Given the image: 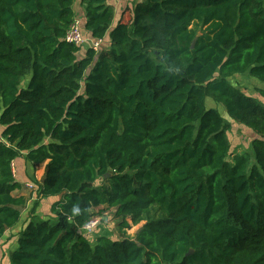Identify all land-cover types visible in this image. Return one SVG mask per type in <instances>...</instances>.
I'll list each match as a JSON object with an SVG mask.
<instances>
[{
  "label": "trees",
  "instance_id": "16d2710c",
  "mask_svg": "<svg viewBox=\"0 0 264 264\" xmlns=\"http://www.w3.org/2000/svg\"><path fill=\"white\" fill-rule=\"evenodd\" d=\"M113 1L80 0L108 45L79 54L74 0H0V247L34 200L2 264H264V103L230 80L264 84V0H135L114 24ZM208 98L251 153L227 160ZM21 158L43 165L27 196ZM105 209L123 237L91 242Z\"/></svg>",
  "mask_w": 264,
  "mask_h": 264
},
{
  "label": "rangeland",
  "instance_id": "374dc122",
  "mask_svg": "<svg viewBox=\"0 0 264 264\" xmlns=\"http://www.w3.org/2000/svg\"><path fill=\"white\" fill-rule=\"evenodd\" d=\"M111 5L114 12V23L119 19V17H121V11L124 12L126 7H132V3L130 1L126 2L125 8L121 1H113L111 2ZM73 8H76V10H81V8H83V5L80 3V0H74ZM78 19H81L80 22L83 42L80 44L81 48L79 54H82L87 47L92 46L94 44V40L84 29L82 16H79ZM107 45L108 39L105 38L104 41H102V43L100 44V46H97V48H104ZM28 78L29 76H26L23 79L21 85H24L28 81ZM230 80L232 84L237 85L240 90L252 96L257 101L264 103V98L260 95L259 92V90L264 89L263 83L258 82L256 79L250 77L247 73L235 76ZM207 105L216 108L220 112L221 116L224 118L225 122L228 124L226 134L228 140L230 141V155L227 157V160L231 162V158L234 154L251 153V141L256 136L255 133L243 126L242 124L232 120L224 111L222 106L216 104L212 99H207ZM42 167V165H39L37 166V168H34L30 163L24 161L22 158L16 160L13 163L15 177L19 182H21V184H23V188L20 189L18 192H21L27 196L30 191L35 190L36 183L33 181L34 179H36L35 172H37V174L41 176L40 174ZM49 200L50 199H43L42 201H39V205L36 210V212L38 213V218L42 219L51 216L50 205L52 201ZM33 202L34 200L31 199L28 202L27 207L24 209L21 219L22 222L19 230L22 229V227L27 223L29 219L28 212L30 211ZM103 214L104 215H102V217H100L99 215L95 216L94 218L96 219V223L94 225H90L89 228L84 229V232H86L85 234L91 239V242H95L96 238L100 235H105L110 238L123 237L118 227V220L113 218L112 209H105ZM142 223L143 222H140L136 225H131L129 228L124 229L126 236L134 237L135 233L138 231ZM5 243L6 241H3L2 245H4ZM12 246L13 244L11 243L5 246H1L0 250L2 254L0 255V264L4 263L7 260L6 255L10 253V249L12 248Z\"/></svg>",
  "mask_w": 264,
  "mask_h": 264
},
{
  "label": "crops",
  "instance_id": "0c3cea01",
  "mask_svg": "<svg viewBox=\"0 0 264 264\" xmlns=\"http://www.w3.org/2000/svg\"><path fill=\"white\" fill-rule=\"evenodd\" d=\"M118 1H121L122 3H123V6H124V8L126 7V2H128V1H130L131 3H132V5L134 4V2H135V0H116L115 2H118ZM129 5H131V4H129ZM74 9V12H75V18H77L78 19V17L79 16H82V21H84L85 20V18H84V8H81V10H76V8H73ZM80 21H81V19H80ZM113 24H114V19H113ZM43 166V165H42ZM37 168V167H36ZM41 176H39L38 174H37V172H35V177H36V179L37 180H40V178L42 177V175H43V167H42V169H41V174H40ZM44 199H50L52 202H53V198H44ZM43 199H41L40 201H42ZM49 200V201H50ZM51 202V203H52ZM37 210V209H36ZM36 214H38L37 212H36ZM22 219V218H21ZM21 222L22 221H20L19 222V224L16 226V227H14V228H11V229H9L7 232H6V235L2 238V242L3 241H6V243L4 244V245H2V246H5V245H8V244H13V246H12V248L10 249V250H12V249H14L15 247H16V237H17V232L19 231V228H20V226H21ZM9 237V238H8ZM1 248V247H0ZM2 254V252H1V250H0V255ZM7 256V259H8V255H6Z\"/></svg>",
  "mask_w": 264,
  "mask_h": 264
},
{
  "label": "built area",
  "instance_id": "2783aa9c",
  "mask_svg": "<svg viewBox=\"0 0 264 264\" xmlns=\"http://www.w3.org/2000/svg\"><path fill=\"white\" fill-rule=\"evenodd\" d=\"M65 40L74 44H81L83 42V37L81 33V22L79 19H73V21L69 25ZM100 42L101 40L94 41V44L92 45L93 48L97 49V46H99ZM95 223L96 219L93 218L86 226H84V229L89 228L90 225H94Z\"/></svg>",
  "mask_w": 264,
  "mask_h": 264
},
{
  "label": "water",
  "instance_id": "95a60500",
  "mask_svg": "<svg viewBox=\"0 0 264 264\" xmlns=\"http://www.w3.org/2000/svg\"><path fill=\"white\" fill-rule=\"evenodd\" d=\"M200 34H201L200 32H197L196 35L194 36V38H193V40H192V42H191V45H190L191 48L194 47L195 42H196V39L198 38V36H200ZM189 253H192V249L189 251ZM189 253H188V254H189Z\"/></svg>",
  "mask_w": 264,
  "mask_h": 264
}]
</instances>
